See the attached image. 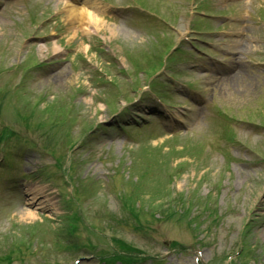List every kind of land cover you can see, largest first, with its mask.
<instances>
[{"label":"rangeland","instance_id":"obj_1","mask_svg":"<svg viewBox=\"0 0 264 264\" xmlns=\"http://www.w3.org/2000/svg\"><path fill=\"white\" fill-rule=\"evenodd\" d=\"M0 2L5 5L3 0ZM58 2L60 4L57 6ZM64 3L73 5L83 13L88 10L91 15H98L103 20L101 27L114 23L111 27L116 30L117 35L99 36L107 41L113 38L114 49V43L118 39H130L127 34L130 30L120 22L128 14V11L121 8L126 4L125 0H86L79 4H76L75 0H23L21 3H6L0 13V65L11 69V73L0 75V131L3 127H10L18 137L8 148L9 155L16 154L19 160L14 163L15 170L19 172L17 189L30 194L28 189L36 186L51 194H42L43 198L34 203L28 199L30 195L21 200L15 195L9 197L5 191H0V250H6L7 246L13 247L15 242L24 248V253L20 251L18 260L13 258L12 264H72V260L77 259L79 253L69 251L70 249H64L63 252L57 250L56 243L64 245L67 242L62 217V199L53 195L55 191L62 193L64 190L60 180L62 174L53 165L54 158L59 157L62 150L55 152V147L45 145L50 143H45L46 139L43 138L51 135L57 141L60 139L62 131L52 128H59L63 120L53 119L52 116L60 117L65 112H68L73 120V124L68 127L71 140L78 138L81 126L99 125L102 121L110 120L105 103H110L108 99L116 98L119 94V89L110 86L112 81L117 79L112 68L108 70V75L98 77L105 84L90 89L94 82L90 80L91 67L86 61L88 58L93 66L94 54L88 51V44L95 39L96 29L93 25L96 23L92 19L89 24H83L75 34L73 28L64 25L65 13H60ZM112 3L119 9L107 10V6ZM88 5H92L94 12ZM169 9L171 7L159 11L166 14L176 11ZM202 9L203 6L200 5L198 10ZM39 11L41 15L43 11L51 13L47 16L51 19L33 33L31 17L40 21L38 16L41 15L37 16ZM148 12L152 13L150 10ZM248 16V21L251 22L245 23L246 28L243 31L256 38L254 47L250 48L249 42L246 49L239 48L243 42L227 39L230 33L235 37L239 29L237 21L238 25L230 26L222 40L214 41L218 45V54L226 51L233 55L240 50L241 56H236V62H246L242 59V54L246 52L251 53L248 56L250 61L264 60V0H251ZM212 17L215 21L209 24L210 32L192 31L195 35L190 37V41L174 50L175 31L179 24L176 16H160L153 12L152 16L147 18L158 25L157 31L144 33L138 48L131 52L130 65L134 67L135 72L128 75V78L133 82V89L139 90V78H143L148 84L151 81L157 82L158 79H154L157 71L165 70V74L159 79L162 88L157 98L162 99L166 95L176 93V86H184L191 91H200L201 87V92L205 94L194 92L189 95L187 90L182 89V97L164 104L163 109L168 117L159 122H144L148 124L145 132L135 130L139 133L157 134L158 123L164 122L169 126L170 132L184 133L178 140L170 141L173 148L179 142L191 147H185L181 152L173 150L170 167L176 168L175 173L168 178L169 181L166 176L169 163L167 150H163L156 158L151 151H147L145 155L131 153L130 149L134 146L128 139V136L134 137L131 132L117 134V131L109 130L108 134H104L95 130L86 135L87 138L81 146L73 148L76 150L77 163L80 162L76 165L79 169L75 170V174L77 177L80 175L82 179V173L85 179L82 185L86 194L83 204L88 215H91L89 220L96 226L101 227L103 223V218L100 217L102 206H106L111 214L119 211L116 200L119 195L138 198L146 210H164L170 202L178 207V219L174 217L169 220L168 217V220L147 222L142 230L148 237L142 233H134L131 221L118 228L122 239L136 244L143 252L146 251L152 256V259L155 258L156 262L149 259L142 264H264V127L260 126H264V70L260 75L258 68L242 64L243 76L235 82L226 77L232 72L231 61L228 62L230 59L212 56V59H203L204 76H199V70L193 71V77L187 73L190 68L202 64L203 61L196 57L198 51L202 52V46L212 44L204 35L220 34V26L227 18L218 13ZM259 23H262L263 27H260ZM200 25L204 26L203 23ZM35 36L41 38H33ZM40 45L45 46L39 49ZM55 47L60 49L55 52ZM35 49L36 61L46 63L45 66L40 69L31 62L27 63L29 67L19 70L28 59L29 53ZM216 59L218 61H215ZM22 77L27 78L23 84ZM118 83L123 97L138 100L137 95L128 89L122 79H119ZM170 84L176 86L171 88ZM201 97L209 100L205 103L200 101ZM147 104L140 105V111L150 112L155 106L153 103ZM215 106L227 108L230 112L235 111V117L247 121L238 123L237 127L233 126L237 138L232 147L225 141L219 143L222 136L220 131L227 133V129L222 122L212 120L207 115L206 111H211ZM137 107L138 105H134L130 108ZM209 114L220 115L213 112ZM223 114L231 115L225 112ZM43 115L49 116L39 124L43 131L32 133L31 124L37 123ZM135 115L144 117L143 121L148 119L146 113L145 116ZM133 120L140 123L136 116H133ZM114 122L115 119H112L109 125L112 126ZM256 123L259 126H255ZM161 141L162 139H159L153 144ZM253 149L258 153V157L251 153L250 150ZM195 151L200 155L193 157V164L175 157L191 158L189 155H193ZM49 163L52 166H48ZM3 165L0 163V177L5 172L2 170ZM37 165H42L39 169L44 172L41 183H27L25 176H21L29 170H34ZM121 167L123 172L118 176L115 170L119 171ZM149 172L152 174H148ZM105 186L109 187L108 192L104 189ZM169 189L172 194L167 197ZM202 205L209 209L206 207L201 212ZM20 210L36 216L31 221L23 220ZM209 210L210 213L207 212ZM214 211L220 218L217 223L211 225L209 221ZM247 221L251 224L244 229ZM187 224L188 228L185 226ZM78 236L80 242L101 241L97 236L87 234L85 230H80L75 237ZM172 241H177L189 249L171 252L169 250ZM35 245L38 250L33 253L31 250ZM106 251L110 252L109 245ZM227 257L231 259L229 263ZM91 259L93 258L88 254L78 262L89 264Z\"/></svg>","mask_w":264,"mask_h":264},{"label":"bare ground","instance_id":"obj_2","mask_svg":"<svg viewBox=\"0 0 264 264\" xmlns=\"http://www.w3.org/2000/svg\"><path fill=\"white\" fill-rule=\"evenodd\" d=\"M72 10H73V8L70 9V11H72ZM78 17H80V19H85V22H84L85 24H89L91 22V18L89 17L88 13H81L80 15L75 14L72 16L73 19L78 18ZM35 216L36 215L31 213V212H28V213L23 212L21 214V218H23V220H28V221L33 220Z\"/></svg>","mask_w":264,"mask_h":264}]
</instances>
